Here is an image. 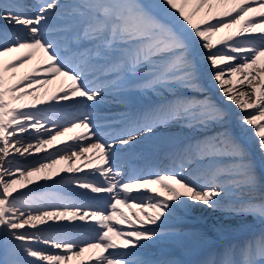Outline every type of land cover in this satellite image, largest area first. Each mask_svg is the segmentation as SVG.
I'll list each match as a JSON object with an SVG mask.
<instances>
[{"label":"snow or ice","instance_id":"snow-or-ice-1","mask_svg":"<svg viewBox=\"0 0 264 264\" xmlns=\"http://www.w3.org/2000/svg\"><path fill=\"white\" fill-rule=\"evenodd\" d=\"M0 250L264 264V0H0Z\"/></svg>","mask_w":264,"mask_h":264},{"label":"bare ground","instance_id":"bare-ground-1","mask_svg":"<svg viewBox=\"0 0 264 264\" xmlns=\"http://www.w3.org/2000/svg\"><path fill=\"white\" fill-rule=\"evenodd\" d=\"M22 71H23V70H22ZM49 87L52 88L53 86H49ZM213 90H215L216 94H217L218 96L221 97V94H220V92H219L217 89L213 88ZM230 103H231V102H230ZM231 106L233 107L234 112H235V118H234V123H235V122H236V117H237L238 115H242L243 113H240L239 110H237V109L235 108L234 105L231 104ZM40 155H43V153H41ZM17 157H19V156H17ZM17 157H16V158H17ZM66 163H67V162L62 163V164H60L59 166H60V167H64V166H66ZM57 166H58V165H57ZM196 214H197V215H196V218H197V217H200V216L202 215L199 211H197ZM203 215H204L205 219H206L207 216H209L211 219H213V220L215 221L216 218H218L220 214H219V213H204ZM192 218H194V217H192ZM196 218H194V219H196ZM197 220H198V221L196 222L197 224L194 226V228H201L200 225H201L202 221H201V219H197ZM202 220H203V219H202ZM210 227H211V226H210ZM203 229H204L205 232H207V233L209 234V236L211 235V233H209V231H211V228H209L208 230L205 229V228H203ZM212 237H213V239L215 238V236H212Z\"/></svg>","mask_w":264,"mask_h":264},{"label":"rangeland","instance_id":"rangeland-1","mask_svg":"<svg viewBox=\"0 0 264 264\" xmlns=\"http://www.w3.org/2000/svg\"><path fill=\"white\" fill-rule=\"evenodd\" d=\"M212 93H213V95L215 96V97H217V100L218 101H220L221 103H223V101L221 100V97L220 96H218L217 94H216V92L213 90L212 91ZM228 107L232 110V112H233V114H235V112H234V109H233V107L231 106V103L229 102L228 103ZM19 159H21L22 160V158L21 157H19ZM57 168H60V166L58 165L57 166ZM196 212L193 214V217L194 218H196ZM194 218H192V224L190 225L191 227H194L197 223V219H194ZM202 221V223H201V225H200V229H202V230H204L203 228H205V229H209V228H211L210 226L214 223V220L213 219H211L209 216H207L206 217V219H203V220H201ZM209 233H211V235L210 236H214V234L212 233V231H209ZM2 250H0V252H1ZM182 255L180 254V253H177V258H179V257H181Z\"/></svg>","mask_w":264,"mask_h":264}]
</instances>
